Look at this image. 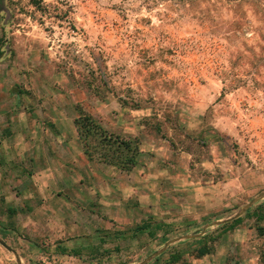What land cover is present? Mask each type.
I'll return each instance as SVG.
<instances>
[{"label":"rangeland","instance_id":"rangeland-1","mask_svg":"<svg viewBox=\"0 0 264 264\" xmlns=\"http://www.w3.org/2000/svg\"><path fill=\"white\" fill-rule=\"evenodd\" d=\"M36 1L0 0L3 111L89 115L176 176L108 256L28 249L0 209V264H264V0Z\"/></svg>","mask_w":264,"mask_h":264},{"label":"crops","instance_id":"crops-1","mask_svg":"<svg viewBox=\"0 0 264 264\" xmlns=\"http://www.w3.org/2000/svg\"><path fill=\"white\" fill-rule=\"evenodd\" d=\"M3 107L0 99V209L11 232L28 235V249L50 244L82 257L108 256L102 242L111 240L112 230L153 213L161 187L175 179L148 159L144 142L123 168L87 157L65 109Z\"/></svg>","mask_w":264,"mask_h":264},{"label":"trees","instance_id":"trees-1","mask_svg":"<svg viewBox=\"0 0 264 264\" xmlns=\"http://www.w3.org/2000/svg\"><path fill=\"white\" fill-rule=\"evenodd\" d=\"M31 3L38 7L36 0H31ZM74 125L76 127L79 139L83 145V149L87 157L90 158L92 155H96L105 161L114 163L119 167H126V165H131L135 162L136 155L138 153L137 145L133 147L134 142L132 140H124L118 136H114L100 126L91 116L82 114L79 118L74 120ZM114 136V137H113ZM91 141L96 142L92 144ZM103 153H101L99 150ZM93 150H97L94 152ZM93 153V154H92ZM254 216L257 220H264V214L262 211L253 212L252 214L246 212L244 216ZM235 223H240L241 218L238 217L234 221ZM149 224L142 223L139 227L141 232L148 230ZM257 232L260 236L264 237V228L258 227ZM63 252L65 250H62ZM208 252L205 248L199 249V256L202 257Z\"/></svg>","mask_w":264,"mask_h":264},{"label":"water","instance_id":"water-1","mask_svg":"<svg viewBox=\"0 0 264 264\" xmlns=\"http://www.w3.org/2000/svg\"><path fill=\"white\" fill-rule=\"evenodd\" d=\"M247 209H248V206H246L243 210H241V211L237 214L236 218H237V217H240L241 215H243V214L246 212ZM0 244H1L4 248H6L7 250L11 251V249H10V248H9L4 242L0 241Z\"/></svg>","mask_w":264,"mask_h":264}]
</instances>
